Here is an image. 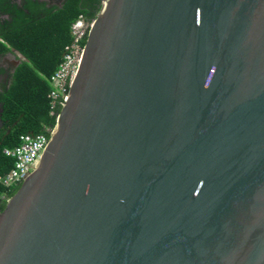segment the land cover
Here are the masks:
<instances>
[{
    "label": "water",
    "instance_id": "obj_1",
    "mask_svg": "<svg viewBox=\"0 0 264 264\" xmlns=\"http://www.w3.org/2000/svg\"><path fill=\"white\" fill-rule=\"evenodd\" d=\"M0 264H264V0H103Z\"/></svg>",
    "mask_w": 264,
    "mask_h": 264
},
{
    "label": "flooded vegetation",
    "instance_id": "obj_2",
    "mask_svg": "<svg viewBox=\"0 0 264 264\" xmlns=\"http://www.w3.org/2000/svg\"><path fill=\"white\" fill-rule=\"evenodd\" d=\"M102 1L0 0V130L9 132L18 121L19 112L15 107L20 91L15 88L16 77L24 76L19 80L21 85L31 83L24 80L26 75L32 76L28 63L31 59L13 41L21 46L29 44L35 55L40 57L46 46L56 45L62 30L65 31L67 19L74 12L79 10L86 21H90L97 15ZM52 113L56 114V110ZM6 198H0V212L5 207Z\"/></svg>",
    "mask_w": 264,
    "mask_h": 264
},
{
    "label": "trees",
    "instance_id": "obj_3",
    "mask_svg": "<svg viewBox=\"0 0 264 264\" xmlns=\"http://www.w3.org/2000/svg\"><path fill=\"white\" fill-rule=\"evenodd\" d=\"M78 13L79 10L67 19L65 31L63 32L62 30L56 45L46 46L47 49L41 52L40 57L35 55L33 48L29 44L21 46L13 41V44L31 59V63H28L32 76L26 75L24 80L31 82L26 85H21L19 81L24 77L23 75L16 77L15 80V88L18 89V92L20 91L18 93L19 101L15 107L17 112H19L17 113L19 117L17 123L10 127L9 132H5V129L0 130V173L7 171L14 160L12 156L5 154L3 149L12 148L18 142L19 134L48 133L47 128L51 127L55 122L56 115L51 112L56 110L57 113L60 104L55 101L54 105H52V100L48 96L50 89L49 76L59 63L65 44L71 39L70 24ZM84 41L85 38H83ZM27 70H29V67ZM33 78L35 81H33ZM14 186L16 184L11 186L0 184V198L2 195L10 196L14 192V190H11Z\"/></svg>",
    "mask_w": 264,
    "mask_h": 264
},
{
    "label": "built area",
    "instance_id": "obj_4",
    "mask_svg": "<svg viewBox=\"0 0 264 264\" xmlns=\"http://www.w3.org/2000/svg\"><path fill=\"white\" fill-rule=\"evenodd\" d=\"M91 22L92 20L86 21L83 14L79 13L70 24L71 39L65 44L61 59L49 76L48 96L52 100V105L55 101L61 104L66 98L68 86L79 66L83 53V38L86 37ZM47 130L48 133H21L18 142L12 148L3 149L4 153L12 156L14 160L7 171L0 173V184L5 186L17 184L34 169L49 141L52 126L48 127Z\"/></svg>",
    "mask_w": 264,
    "mask_h": 264
}]
</instances>
